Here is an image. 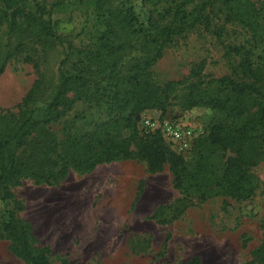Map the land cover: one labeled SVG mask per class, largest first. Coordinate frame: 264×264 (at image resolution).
<instances>
[{
    "label": "trees",
    "instance_id": "obj_1",
    "mask_svg": "<svg viewBox=\"0 0 264 264\" xmlns=\"http://www.w3.org/2000/svg\"><path fill=\"white\" fill-rule=\"evenodd\" d=\"M0 1V32L5 27L10 40L16 35V50L26 51V61L34 62L32 52L47 53L60 47L64 52L58 82L51 90L39 79L15 110L0 107V200L15 202L7 209L0 236L10 241L16 256L27 264H52L50 249L33 247L32 226L19 217L25 205L15 198L13 187L24 178L56 184L71 169L89 172L103 163L138 159L147 163L150 172L168 165L175 187L187 195L193 187L200 201L212 196L236 201L253 197L259 179L252 169L264 162V0H203L194 11L184 6L196 0H144L152 9L142 22L134 7L120 0H94L105 29L94 46L87 48L65 41L58 31L60 21L52 18L45 1ZM220 14L225 23L245 27L248 35L244 43L224 45L226 56L239 58L231 73L218 77L205 74L206 62L201 61L187 78L158 83L154 67L164 49L191 25L210 29ZM222 29H215L218 37ZM182 90L185 108L208 106L222 115L197 141L200 159L194 171L161 130L143 134L138 129L145 111L165 112ZM79 101L89 106L106 105L109 117L83 132L64 128L60 137L54 126ZM205 145L221 152V169L214 181L205 175L209 164ZM167 207L159 206L154 217ZM171 221L159 219L160 223ZM169 236L162 245L164 251ZM198 263L199 258H194L186 264ZM61 264H70L69 259L63 258ZM243 264H264V234Z\"/></svg>",
    "mask_w": 264,
    "mask_h": 264
},
{
    "label": "rangeland",
    "instance_id": "obj_2",
    "mask_svg": "<svg viewBox=\"0 0 264 264\" xmlns=\"http://www.w3.org/2000/svg\"><path fill=\"white\" fill-rule=\"evenodd\" d=\"M37 1H45L51 8L52 18L60 21L58 31L77 48L94 46L104 32V19L98 15L94 0ZM202 1H193L184 8L194 11ZM120 2L133 6L141 22L151 13L152 7L144 0ZM153 16L159 18L157 12ZM218 27H223L221 37L215 33ZM4 29L0 32V66L4 65L0 74V107L15 110L39 79L49 90L57 84L64 52L62 47L47 53L32 52L34 62H28L26 51L16 50V35L10 40ZM247 38L245 27L225 23L221 14L210 29L191 25L164 49L154 67V78L158 83L185 79L201 61L206 62L205 74L218 77L231 73L239 58L226 56L224 45L244 43ZM183 93L184 90L165 112L148 110L142 117L178 121L195 129L197 138L190 149L182 152L189 169L194 171L200 159L197 141L209 133L222 115L208 106L185 108ZM109 112L106 105L89 106L79 101L54 130L60 137L68 127L80 132L90 130L96 122L108 118ZM140 121L138 129L143 133ZM205 146L209 163L205 175L214 181L221 169V152ZM252 172L259 179L256 192L240 201L223 196L200 201L193 187L190 195L175 187L168 165L159 172H150L147 163L138 159L103 163L89 172L71 169L56 184L24 178L13 192L25 205L18 213L32 226L33 247H48L52 264H61L65 257L70 264H186L194 258H199L198 264H243L264 234V162ZM162 205L170 207L154 217ZM14 206L13 201L0 200V225L8 219L7 209ZM165 218L172 221L159 222ZM168 234L164 251L162 245ZM0 264H27L11 251L10 241L2 236Z\"/></svg>",
    "mask_w": 264,
    "mask_h": 264
},
{
    "label": "built area",
    "instance_id": "obj_3",
    "mask_svg": "<svg viewBox=\"0 0 264 264\" xmlns=\"http://www.w3.org/2000/svg\"><path fill=\"white\" fill-rule=\"evenodd\" d=\"M140 125L143 133L146 134L161 130L165 139L172 145V148L180 153L190 149L198 136L195 129L178 121L166 120L160 122L151 117L143 116Z\"/></svg>",
    "mask_w": 264,
    "mask_h": 264
}]
</instances>
